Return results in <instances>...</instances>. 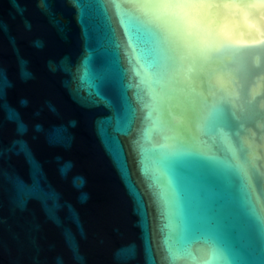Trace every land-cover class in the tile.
Here are the masks:
<instances>
[{
	"label": "water",
	"instance_id": "1",
	"mask_svg": "<svg viewBox=\"0 0 264 264\" xmlns=\"http://www.w3.org/2000/svg\"><path fill=\"white\" fill-rule=\"evenodd\" d=\"M0 264H264V0H0Z\"/></svg>",
	"mask_w": 264,
	"mask_h": 264
},
{
	"label": "snow or ice",
	"instance_id": "2",
	"mask_svg": "<svg viewBox=\"0 0 264 264\" xmlns=\"http://www.w3.org/2000/svg\"><path fill=\"white\" fill-rule=\"evenodd\" d=\"M17 135L21 136V135H25L26 134V125H23V121H21L18 125H17ZM26 159H27V154H26Z\"/></svg>",
	"mask_w": 264,
	"mask_h": 264
}]
</instances>
